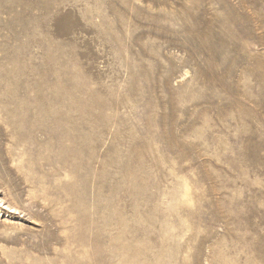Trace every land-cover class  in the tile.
Listing matches in <instances>:
<instances>
[{
    "label": "rangeland",
    "instance_id": "374dc122",
    "mask_svg": "<svg viewBox=\"0 0 264 264\" xmlns=\"http://www.w3.org/2000/svg\"><path fill=\"white\" fill-rule=\"evenodd\" d=\"M0 200V264H264V0H0Z\"/></svg>",
    "mask_w": 264,
    "mask_h": 264
},
{
    "label": "bare ground",
    "instance_id": "6f19581e",
    "mask_svg": "<svg viewBox=\"0 0 264 264\" xmlns=\"http://www.w3.org/2000/svg\"><path fill=\"white\" fill-rule=\"evenodd\" d=\"M15 96H16V98L19 100V102L20 101H22V90H20V84H19V87H17L16 88V92H15ZM66 118V117H65ZM63 124L65 125V126H68V120H67V118H66V120L63 122ZM0 205H5V204H2V201L0 200ZM16 210H12V212H15Z\"/></svg>",
    "mask_w": 264,
    "mask_h": 264
}]
</instances>
